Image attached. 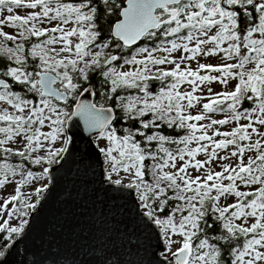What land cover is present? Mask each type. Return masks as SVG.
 I'll list each match as a JSON object with an SVG mask.
<instances>
[{"label":"snow or ice","instance_id":"obj_1","mask_svg":"<svg viewBox=\"0 0 264 264\" xmlns=\"http://www.w3.org/2000/svg\"><path fill=\"white\" fill-rule=\"evenodd\" d=\"M0 12V264H60L38 222L73 167L115 234L92 264H264V0Z\"/></svg>","mask_w":264,"mask_h":264},{"label":"water","instance_id":"obj_2","mask_svg":"<svg viewBox=\"0 0 264 264\" xmlns=\"http://www.w3.org/2000/svg\"><path fill=\"white\" fill-rule=\"evenodd\" d=\"M64 191L50 201L38 222L37 244L43 236L44 244L41 255L57 260L64 264L65 258L74 260L75 264H92V252L84 245L101 242L102 237L114 233L96 230L93 224L92 209L99 210L100 205L93 199L91 187L87 189L82 183H78L73 171L69 172L65 182L61 181ZM99 226V225H97ZM102 227V226H99ZM109 227H113L109 225ZM108 247V253L104 256V264H115L117 259L127 260L126 249L119 247V241L111 242L103 240ZM112 244L116 245L115 250ZM21 246L18 245V248ZM26 264L32 259L30 253L21 251ZM100 255L99 251L96 253Z\"/></svg>","mask_w":264,"mask_h":264},{"label":"rangeland","instance_id":"obj_3","mask_svg":"<svg viewBox=\"0 0 264 264\" xmlns=\"http://www.w3.org/2000/svg\"><path fill=\"white\" fill-rule=\"evenodd\" d=\"M21 12H23V9H21ZM0 15H3V13L0 12ZM5 30H7V29H5ZM26 189H27V186H24V187L22 188V191H26ZM9 191H10V189H9Z\"/></svg>","mask_w":264,"mask_h":264}]
</instances>
